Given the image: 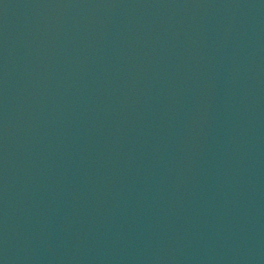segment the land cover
<instances>
[{"label": "water", "instance_id": "obj_1", "mask_svg": "<svg viewBox=\"0 0 264 264\" xmlns=\"http://www.w3.org/2000/svg\"><path fill=\"white\" fill-rule=\"evenodd\" d=\"M206 264H264V0H227L220 150Z\"/></svg>", "mask_w": 264, "mask_h": 264}]
</instances>
